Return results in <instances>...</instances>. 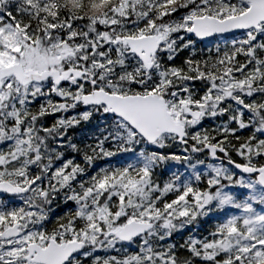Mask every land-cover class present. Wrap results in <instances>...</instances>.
Wrapping results in <instances>:
<instances>
[{"label": "snow or ice", "instance_id": "snow-or-ice-1", "mask_svg": "<svg viewBox=\"0 0 264 264\" xmlns=\"http://www.w3.org/2000/svg\"><path fill=\"white\" fill-rule=\"evenodd\" d=\"M0 264H264V0H0Z\"/></svg>", "mask_w": 264, "mask_h": 264}]
</instances>
